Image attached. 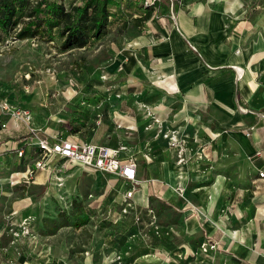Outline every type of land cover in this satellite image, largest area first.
Returning <instances> with one entry per match:
<instances>
[{"label":"crops","instance_id":"crops-1","mask_svg":"<svg viewBox=\"0 0 264 264\" xmlns=\"http://www.w3.org/2000/svg\"><path fill=\"white\" fill-rule=\"evenodd\" d=\"M116 2L111 11L123 47L105 67L114 92L105 116L115 125L111 133L108 123L98 131L108 137L107 146H126L137 161L134 206L151 203L158 215L173 217L167 230L171 247L181 251V259L194 258L190 264L200 263L198 246L206 240L220 249L204 257V264H264V179L258 176L264 172V81L253 71L264 60V0H156L157 11L143 29L137 19L144 0ZM69 96L49 107L35 94L10 104L35 115L32 126L41 129L40 137L65 138ZM170 133L185 142V163H177ZM28 136L22 123L16 127L0 113V189L30 166L23 160L32 156L19 159L15 152ZM29 150L35 152L34 144ZM62 162L55 158L51 165ZM47 172L17 186L23 196L12 205L14 216L44 210ZM129 188L125 182L123 196ZM30 237L18 239V260L3 251L0 263L9 258L13 264H64L46 239L32 243ZM33 245L36 258L29 259ZM171 258L162 250L134 264H170ZM81 264L96 263L88 256ZM98 264H109L107 257Z\"/></svg>","mask_w":264,"mask_h":264},{"label":"rangeland","instance_id":"rangeland-1","mask_svg":"<svg viewBox=\"0 0 264 264\" xmlns=\"http://www.w3.org/2000/svg\"><path fill=\"white\" fill-rule=\"evenodd\" d=\"M68 2L69 0L65 1V3ZM113 14L115 16L116 13L113 12ZM112 20L113 23L110 24L100 43H91L86 48L64 53L53 48L54 45L35 39L18 41L13 38L12 33L11 38L7 37L9 40L4 45H0V101L10 104V101L19 102L23 96L35 94L38 98L42 97L48 105L52 103V100L68 101L69 94L75 96L82 87L76 92L74 79L85 78L79 70L100 68L105 71V67L111 63L110 58H114L116 50L123 45L117 34L120 30L115 27L117 20L114 17ZM2 39L4 40L5 36L0 34V40ZM253 71L264 81V60L257 63ZM104 77L103 82L110 89L108 83L112 81H109L108 76ZM32 116L35 117L34 114ZM58 119V117L55 118L56 121ZM100 126L101 124L96 126L93 133L84 131L76 136L79 140L106 145L108 137L101 136ZM23 162L31 166L33 159L23 160ZM60 167L66 169L65 174L50 171V173L47 172L48 175H45L47 178L43 185L45 193L42 192L41 195L46 198V205L43 206L44 210H39L34 216L21 219L12 213V205L17 201L15 199L23 196V192L17 186L23 183L17 185L8 183L2 186L0 189V244L4 246H1L0 253L7 251L13 260H18L16 249L19 248L18 251L21 252V243H18L20 242L18 239H14L13 233L18 231L24 220L28 222L32 243L38 242L39 238L46 239V243L52 246V254L61 259L64 264H81L88 256L96 264L104 257H107L109 264H134L135 259L140 256L155 255L161 252L163 247V250L167 251L162 243L149 236L144 207H140L139 214L142 220L138 223L132 214L122 213L124 204L122 186L125 183L123 179L87 170L80 165L68 166L66 161L62 162ZM14 178L17 179L18 174ZM8 191H13L14 196L7 195ZM148 207L155 211L158 209V205L151 203L146 206V209ZM159 216V223L169 230L172 226L171 217ZM85 219H87L85 223L81 224V221ZM65 223L66 225L63 226L62 224ZM148 245L157 250L148 252L150 249L147 248ZM28 249L27 257L36 258V255L31 253L37 250L36 245ZM172 249L177 251L175 248ZM85 252L88 254H84ZM48 253L51 255V250ZM181 256L182 254L176 256V259L167 260L170 264L195 262L194 258L181 259ZM204 257L208 258V256ZM1 261L3 259L1 260L0 255ZM139 262L135 264H143ZM202 262L198 263L204 264Z\"/></svg>","mask_w":264,"mask_h":264},{"label":"trees","instance_id":"trees-1","mask_svg":"<svg viewBox=\"0 0 264 264\" xmlns=\"http://www.w3.org/2000/svg\"><path fill=\"white\" fill-rule=\"evenodd\" d=\"M65 1L0 0V34L5 36L4 40H0V45H4L11 38L12 33L14 34L13 38L18 41L35 39L42 43L54 45L53 48L55 47L61 53L83 49L90 46L91 43H100L110 24L113 23L114 14L111 7L117 4L116 0H69L68 3H65ZM154 5L148 6L142 3L144 14L137 19V23L142 29L144 28V21H147L157 11ZM122 27L126 29L127 25H122ZM109 55L112 54L109 53ZM79 72H82L85 80L81 78L74 79L77 87L75 91L80 87H82V90L76 93L66 105V109L71 113L68 126L65 129L66 135L74 136L84 131L93 133L97 126L95 124L97 120H100L101 125L108 123L111 127L109 133H111L114 123L107 121L105 113L108 108L107 98L114 92L112 89H108L101 79L106 75L105 71L100 68H94L93 70L81 68ZM17 149L24 150V155L21 157L23 159L32 156L31 159L34 160L36 157V150L31 152L30 148L26 149L23 143ZM153 200V198H149V202ZM149 210L153 211L156 218L155 222L151 214L148 213ZM144 212L146 224L149 227V236L162 243L171 257L176 259V256L180 255L181 252L172 249L170 234L165 229L166 226L159 223L158 212L151 207L145 208ZM139 213H141L140 208L134 207L124 215L132 214L134 220L138 223L142 220ZM86 220H82L81 224H84ZM62 225L65 226L66 223ZM155 227H157V230ZM150 250L155 249H149L148 252ZM5 259L7 264H13L14 262L9 258ZM202 259H204V256L200 254L198 262L201 263Z\"/></svg>","mask_w":264,"mask_h":264},{"label":"built area","instance_id":"built-area-1","mask_svg":"<svg viewBox=\"0 0 264 264\" xmlns=\"http://www.w3.org/2000/svg\"><path fill=\"white\" fill-rule=\"evenodd\" d=\"M156 0H144V4L148 6L154 5ZM102 80L105 79L103 76ZM0 112L6 115L9 120L17 127L19 123H22L28 131V138L25 147L31 148L34 144L36 148V157L33 160L31 166H28L23 172L18 174V178L11 181V184H20L32 181L38 172H55L57 174H64L66 169L61 167L52 166L53 159H60L63 162L66 161L68 166L80 165L87 170H93L105 174L114 175L117 178L123 179L130 184V188L125 192L124 204L122 213L126 214L129 209H133L135 206L132 202L137 181V161L133 155H127V147L118 145L117 147H110L104 144H93L91 142L80 141L78 138L73 137H40L38 134L41 129L34 128L32 122L34 120L30 110L13 106L6 101H0ZM154 118V117H153ZM158 122V120L155 118ZM95 124L100 125V120H97ZM117 125L116 127H119ZM6 125H1V129H5ZM169 137V146L176 148L177 163L182 164L186 162L185 142L179 141L175 138L173 133L167 135ZM35 141V143H34ZM25 142H22L25 144ZM16 156L21 158L24 155L23 149H16ZM260 179H264V172H259ZM182 194V190H179ZM196 210V209H195ZM151 214L153 221L156 218L152 210L148 212ZM153 222V223H154ZM157 230V227H155ZM31 236L27 220H24L20 225L18 231L13 233L15 240L24 237ZM220 249L218 242L206 240L202 242L198 248V251L203 256Z\"/></svg>","mask_w":264,"mask_h":264}]
</instances>
